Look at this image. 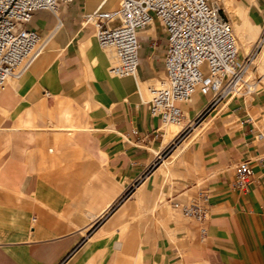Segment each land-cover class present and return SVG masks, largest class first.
<instances>
[{
	"label": "crops",
	"instance_id": "0c3cea01",
	"mask_svg": "<svg viewBox=\"0 0 264 264\" xmlns=\"http://www.w3.org/2000/svg\"><path fill=\"white\" fill-rule=\"evenodd\" d=\"M216 2L228 18L237 9L264 27V0ZM118 8L75 0L57 15L34 13L29 27L45 50L0 96V264H110L129 225L138 264H264V94L218 104L168 172L161 164L145 176L164 140L148 88L165 78L167 35L155 20L139 32L136 76L110 75L114 53L87 16ZM207 103L196 94L182 108L194 119ZM242 161L253 172L246 190L235 187ZM200 192L209 196L205 221L171 204Z\"/></svg>",
	"mask_w": 264,
	"mask_h": 264
},
{
	"label": "built area",
	"instance_id": "2783aa9c",
	"mask_svg": "<svg viewBox=\"0 0 264 264\" xmlns=\"http://www.w3.org/2000/svg\"><path fill=\"white\" fill-rule=\"evenodd\" d=\"M75 0H0V94L12 78L21 77L45 50L47 39L29 27L36 11L59 10ZM97 22L96 38L103 49L112 50L109 74L136 76L140 63L139 32L158 21L167 35L165 78L148 88L150 115L161 126L185 121L182 106L196 94L208 99L204 109L186 122L180 134L201 115L229 98L240 96L238 77L246 66L229 18L216 0H119L114 11H96L87 20ZM118 20V25L109 23ZM264 44V27L257 44ZM241 86L246 82H240ZM130 135L140 138L133 129ZM129 134L124 138L129 140ZM179 136V135H178ZM259 138H264L260 132ZM235 187L249 188L253 175L250 161L235 167ZM209 196L200 192L190 202L171 200L173 207L198 221L208 218Z\"/></svg>",
	"mask_w": 264,
	"mask_h": 264
},
{
	"label": "rangeland",
	"instance_id": "374dc122",
	"mask_svg": "<svg viewBox=\"0 0 264 264\" xmlns=\"http://www.w3.org/2000/svg\"><path fill=\"white\" fill-rule=\"evenodd\" d=\"M229 20L231 23H233L232 26L234 28L235 35H236L238 40L240 37H242V34H244L247 41L254 43V44L258 41V39L260 37L259 35H261L263 28L262 29H256L249 22V20L244 15H242L240 12H239L238 16H236L233 20L229 17ZM237 24L240 27L239 32H238L239 29L236 30ZM263 47H264L263 43H261V44L256 43V46L253 48V51L251 52V55H250L251 61L258 58L259 55L264 53ZM240 57L244 58L243 52L241 50H240ZM242 75H244V74H242ZM263 75H264V64L263 63L252 65V70H251V73L247 79V82L244 83L243 86H241V83L238 86V87H241V90H240L241 93H240V96H238V97H247L248 100H251L254 95L264 94V86H263V84H261V80H262ZM13 82L14 81L12 79H10L9 82L7 83V85L9 83H13ZM242 82H244V81H242ZM157 84H159V83H157ZM6 86H5V88H6ZM4 89L2 90L1 94L3 93ZM1 94H0V96H1ZM208 113L209 112H206L203 115H201L197 120L194 121V123L191 126L187 127L185 131H183L181 134H179V136L177 138H175V140L172 142V144L169 145V147H167L166 149H164L161 152L160 156L157 157L156 162H154V164L148 170V172L145 174V176L147 174H149L151 171H153L154 169L158 168L163 163V160H165V159H168V160L170 159L171 163L168 166H162L163 169L162 168L161 169H162V172H164V173L168 172V170H170L172 165H173L172 163L175 162L174 160H176V158L179 154V149H178L179 146L188 137H190L189 141L191 139L193 140L192 136H193V132H194L195 128L200 126V124L203 122V120L208 115ZM186 122H187V120L184 121V124ZM261 123H259V126L261 125ZM172 126L173 125L162 126V131L164 132V131H166V129H168L169 127H172ZM260 129H261V132L264 134V127L260 126ZM176 149H178V150H177V152L174 153V151ZM161 169H160V171H161ZM139 183H140V181L136 184V186H138ZM157 201L159 202L158 205L164 204L167 206V203L163 197H159L157 199ZM122 235L123 236L121 237L120 240L124 245L123 251L120 253H118V252L115 253L113 258L110 260V264H138L139 260L134 254L135 250H134V247L132 244L133 235H134L132 225L127 226Z\"/></svg>",
	"mask_w": 264,
	"mask_h": 264
},
{
	"label": "bare ground",
	"instance_id": "6f19581e",
	"mask_svg": "<svg viewBox=\"0 0 264 264\" xmlns=\"http://www.w3.org/2000/svg\"><path fill=\"white\" fill-rule=\"evenodd\" d=\"M239 11L237 9H229V17L233 20L236 16H238ZM93 20V19H92ZM247 22V21H246ZM233 24V23H231ZM236 30L239 29V25H236ZM246 29V28H245ZM250 29V28H249ZM240 31V29L238 30V32ZM235 32V31H234ZM260 36V35H259ZM257 43V42H256ZM256 43H251L249 41H247V39L245 38L244 34H242V37L239 38L238 40V44H239V49L243 52V57L246 59V66L243 69V71L241 72L240 76L238 77L237 81H238V85L240 84L241 81L247 82V79L251 73L252 70V65L254 64H260L263 63L264 64V53L259 55L258 58L254 59L253 61L250 60V55L251 52L253 51V48L256 46ZM263 46V45H262ZM264 48V47H263ZM258 68V67H257ZM258 71V70H257ZM244 74V75H242ZM261 84H263L264 86V75L262 77L261 80ZM255 86V85H254ZM205 98V97H204ZM232 99V98H231ZM193 112H185V119L188 121L192 120L193 117L195 115H193ZM212 117V116H211ZM213 121V120H212ZM204 123V122H203ZM261 123V121H260ZM210 121L205 122L201 127H197L195 128L194 132H193V140L196 139L197 137H199L200 135H202L203 133H205L206 128L209 126ZM186 123L184 124V122L177 124V125H173L172 127H169L168 129H166V131H162L164 134V140L163 142L159 145V147L152 149V151L159 157L161 152L166 149L167 147H169V145L172 144V142L175 140V138L178 137V135L180 134V132L183 130V128L185 127ZM262 127H264V120L261 123ZM208 129V128H207ZM263 129V128H262ZM192 140V139H191ZM190 140V142H191ZM199 140V139H198ZM187 146V145H184ZM184 147L179 148V152L181 153ZM187 149V148H186ZM175 153V152H174ZM182 155V154H181ZM175 158V157H174ZM178 159V158H176ZM176 161V160H174ZM171 163L170 159H165L163 160L162 166H168ZM173 164V163H172ZM161 166V167H162ZM163 169V168H162ZM161 169V172H162ZM167 177V176H166ZM164 196V195H163ZM162 201V200H161ZM160 201V202H161ZM159 203V202H158Z\"/></svg>",
	"mask_w": 264,
	"mask_h": 264
}]
</instances>
